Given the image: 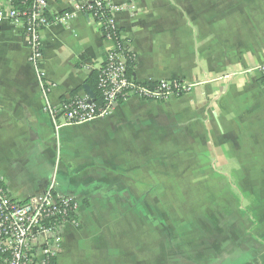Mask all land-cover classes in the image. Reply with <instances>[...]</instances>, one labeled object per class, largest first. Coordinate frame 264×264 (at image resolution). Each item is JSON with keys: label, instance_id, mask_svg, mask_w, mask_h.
Wrapping results in <instances>:
<instances>
[{"label": "crops", "instance_id": "obj_1", "mask_svg": "<svg viewBox=\"0 0 264 264\" xmlns=\"http://www.w3.org/2000/svg\"><path fill=\"white\" fill-rule=\"evenodd\" d=\"M109 1L135 6L114 17L135 57L131 78L182 80L189 92L160 103L131 98L107 118L55 130L22 33L1 24L0 177L8 193L24 201L50 190L77 204L78 226L64 228L54 264H264V239L246 248L251 238L229 235L213 216L173 219V234L131 233L144 225L132 215L144 208V176L161 169L190 194L221 195L216 209L228 207L229 194L264 196V0ZM68 8L70 0H46L49 14ZM41 39L40 70L56 85L49 101L89 96L86 88L94 98L85 81L113 48L96 23L79 15Z\"/></svg>", "mask_w": 264, "mask_h": 264}, {"label": "built area", "instance_id": "obj_2", "mask_svg": "<svg viewBox=\"0 0 264 264\" xmlns=\"http://www.w3.org/2000/svg\"><path fill=\"white\" fill-rule=\"evenodd\" d=\"M29 2V3H28ZM107 11V19L98 17ZM132 3L109 0H70V8L49 14L46 0H0V25L8 23L19 29L29 50L28 63L33 67L44 97L42 113L55 130L66 124H85L104 119L116 105L131 98L164 102L189 92L182 80L137 82L127 74L126 58L113 43L100 69L97 89L100 101L86 95H73L53 104L48 95L56 87L43 78L41 32L50 25H68L77 16L91 19L99 27L117 28L114 17L134 11ZM99 18V19H97ZM123 48H128L123 42ZM264 76V63L260 67ZM77 204L68 197H57L50 190L24 201L13 199L0 177V264H52L62 249V232L67 225L78 226Z\"/></svg>", "mask_w": 264, "mask_h": 264}, {"label": "rangeland", "instance_id": "obj_3", "mask_svg": "<svg viewBox=\"0 0 264 264\" xmlns=\"http://www.w3.org/2000/svg\"><path fill=\"white\" fill-rule=\"evenodd\" d=\"M153 171L154 169L150 167L144 170V173ZM161 173L162 176L159 177L144 176V208L142 211L134 209L132 213L133 218L142 216L144 225L141 221L139 225H132V234L148 235L146 234L148 232L160 234L162 230L165 234H173L177 230L175 225L169 224L173 219L183 222L187 218L200 219L213 216L222 221L221 223L224 224L222 228L227 230L229 235L242 234L246 240L251 238V242H246V248L251 246L256 249L258 244L254 241L264 239V207H262L264 204L260 203V199L264 196L256 198L255 195L250 194H229L228 207L216 209L217 198L221 195L190 194L186 192L188 188L185 187L188 186H180L183 179L169 177V172L164 169H161ZM208 200L212 202L208 203ZM155 206L159 209L154 208ZM160 222H163L164 226L159 225ZM179 228L188 227L180 226Z\"/></svg>", "mask_w": 264, "mask_h": 264}, {"label": "trees", "instance_id": "obj_4", "mask_svg": "<svg viewBox=\"0 0 264 264\" xmlns=\"http://www.w3.org/2000/svg\"><path fill=\"white\" fill-rule=\"evenodd\" d=\"M29 3V2H28ZM100 16H102L101 18L107 19L109 17V14L107 11H102V14L99 15L98 17L100 18ZM97 18V19H99ZM110 36L111 39L114 42V45L116 47L117 51H122L123 54L125 55L126 58V70H127V74L128 76L132 77L134 68H135V57L134 54L128 49V48H123V42L124 39H122L121 37V29L120 28H111V27H104L101 30V36L102 39L104 40L106 37ZM104 66V63L102 64V66L100 67V69ZM92 71V73L88 76V78L85 81V84L92 90V92L94 93V100L99 102L100 101V97H99V92L97 89V82H98V77H99V71ZM261 83L264 85V76H262L260 78ZM55 262V260H54ZM54 262L52 264H54Z\"/></svg>", "mask_w": 264, "mask_h": 264}, {"label": "water", "instance_id": "obj_5", "mask_svg": "<svg viewBox=\"0 0 264 264\" xmlns=\"http://www.w3.org/2000/svg\"><path fill=\"white\" fill-rule=\"evenodd\" d=\"M86 92H87V94L89 95V97H91V98L93 97V95H92V93L90 92L89 89L86 88Z\"/></svg>", "mask_w": 264, "mask_h": 264}]
</instances>
